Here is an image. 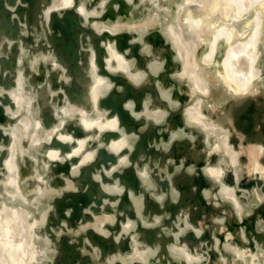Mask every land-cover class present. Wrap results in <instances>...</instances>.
Returning a JSON list of instances; mask_svg holds the SVG:
<instances>
[{"label":"bare ground","instance_id":"bare-ground-1","mask_svg":"<svg viewBox=\"0 0 264 264\" xmlns=\"http://www.w3.org/2000/svg\"><path fill=\"white\" fill-rule=\"evenodd\" d=\"M76 1L0 0V144L5 136L11 134V144L13 147L15 146L16 133L14 134V131L17 130L18 123L11 125L10 122L13 116L28 105V96L22 90V80L25 72L22 61V54L25 51L22 52V45L28 40L29 32L32 31L33 27H39L38 29L44 32L45 39L47 38L44 48L46 47L47 52H49L47 54L52 56L50 65H47L49 66L47 75L50 80L51 77L58 78L60 76L55 83V90L61 93V96L58 97L61 104L54 106L55 108L49 104L42 105L40 109L35 106L39 109V120L44 127L42 131L44 132L42 137L44 154L42 155L43 163L41 162L42 168L40 167L39 177L40 200L37 204L39 206L37 212L41 213L39 215L40 217L42 215V219H40L41 221L38 220L40 223L37 226L39 235L33 232L36 234L33 237L35 236L37 239V246L33 247L34 252L32 251V254L29 253V255H32L31 261L33 264H71L67 256H71L76 248L78 250L79 246H76L79 245L77 239L81 237L78 235L81 229L77 231L74 237L70 235L72 238L67 236L69 233L61 232L63 227L54 237L48 234L46 223L51 216L50 210L52 212L56 211V216H62L61 218L64 221H69L68 223H73L76 219L78 224L76 222L75 224L80 225V228L85 230L83 227H89L87 221L88 218H91V215L86 213L84 209H87L88 204L91 202L94 204L91 205L92 209H100L104 212L101 217H94L95 222L106 223L105 226L108 229L107 231L100 230L97 222L96 226L93 222L94 230H87L85 227L87 230H85V235L88 236L86 240L90 236L93 237V243L91 242L92 246H95L93 252L95 248L98 250L94 254L99 251L114 254L110 250V244L113 242L116 247L125 249L127 242H129L128 236L125 237L126 232L131 226V218L136 211H139V207L151 217H154V213L157 216L159 215L156 200L149 199L146 192L136 185L138 175L144 181H147L145 177L148 166L151 167L153 177L156 180L159 177L156 174L162 175L163 170H167L168 180L165 181L162 190L171 188L174 202H165L163 208L170 209L171 214L177 213L179 220H181L184 213H189L192 217L203 214L204 209L201 204L210 195L209 188L206 186L207 178L205 174H211L213 177L219 178L224 175L227 168H224V170L217 165L201 169L199 163L203 158L198 155L202 151L191 152L192 138L178 130L179 124L184 119L189 124L197 125L204 131L206 142H208V136L212 133V130L215 135L212 134L222 143L228 153L232 155L233 151L235 153L236 150L238 155L243 158L244 166H242L245 168L247 175L262 171L260 178L264 175L262 161L264 156V124L257 119L256 107L254 102L248 98L249 95L247 98L242 96L248 88L249 80L254 73L253 70L256 69V43L262 30L259 24V22L261 23V20L259 21L261 17L259 18L257 5L261 0H165L166 6L168 7L171 4V7L167 9L165 6L167 13L164 12L165 14L162 15L164 19L161 20L163 22L158 23V28H150L157 23L149 22L151 19L142 21V17L140 21L138 16L147 11L146 7L149 8V4L160 8L163 0H147L149 4L144 2L143 4L142 0H99L97 6L92 9H88L82 1L75 7ZM19 3L24 4V6L21 5V8L17 9L16 5ZM9 6L14 7L9 8ZM7 8L11 10V13ZM212 8L215 9L214 15L216 16L222 12L228 13L230 16L228 18L232 21V24L224 26V24L208 22L205 17L206 11ZM152 12L153 15L154 12ZM210 13H212V10ZM154 14L156 15V12ZM158 14L160 15V13ZM90 16L94 18V21L88 24L87 19ZM225 17L227 18V15ZM152 20L154 21V19ZM21 22L26 24L28 35L23 37L18 48L12 40L17 36ZM129 31L131 35L126 33ZM204 36H210L207 52L217 50L219 43L224 45L223 53L220 54L221 64H219L225 84L227 83V92L230 98L226 103V114L227 123L232 127L231 133L225 131L221 125L222 123L209 124L208 122L215 121H207L205 118L206 122L202 117L203 112L201 115V111L198 112V109L192 103L178 111L171 110L173 105L178 104L187 95L170 79L174 60L175 67L179 66L180 68L177 75L188 79L191 85L190 88H192L191 91L194 88L201 89L198 69L194 66H199L198 62L202 53L200 48L203 46L201 42H203ZM138 45H141V48L144 49L141 53L144 56L136 52ZM205 57L203 63L207 64V62H204ZM149 59L151 61H148ZM251 84L253 85V83ZM145 89L152 91V96L147 97L146 101L142 96V91ZM248 91L250 92V87L246 93ZM57 92H54V95ZM196 93H199V91ZM33 94H35V91ZM235 95L237 98H235ZM250 97L252 98V95ZM13 102H15V105L14 108H11L10 104ZM155 104L162 107H155ZM202 105L201 107H203ZM74 110H76V114L79 111L81 113H78L76 117ZM140 110H144L143 117L149 116L152 123L148 124L143 119ZM166 112L168 116L170 114L173 117L174 132L170 137V142L161 146L166 132L170 131L168 120L165 124L160 125ZM108 114L114 117L109 118ZM158 129H161L165 134L157 137ZM92 139V143L89 142ZM236 139H238L237 143L235 142ZM154 141L158 142L155 148L152 145ZM198 141L200 140L198 139ZM218 141L216 140V143ZM203 142L201 141L202 145ZM87 143H90L93 149L82 155L81 153ZM8 149L6 148V150ZM6 150L0 145V172L4 169L2 165L5 164L4 154ZM204 152L207 153L206 149ZM182 154H186V157H190V159L193 158L194 163L189 162L181 167L175 166L174 162L179 160ZM141 162L146 163V166L144 165V170L138 174L136 165L141 164ZM236 163L233 165L231 162V165L235 166ZM114 164L115 166L111 167ZM18 167L15 163L14 173L17 177L19 175ZM109 167L111 168L108 169ZM171 167L172 171L168 172ZM106 169L108 171H105ZM179 175L181 176L179 177ZM237 180L240 181L235 176V170L234 173L229 170L225 174V180L216 188L221 197L223 196L228 199L227 201L232 202L231 204L236 213L240 210L239 206L241 208L240 194L243 193L239 192V186L237 187L239 181ZM56 184H59L60 187L55 188ZM129 185L134 189H129L127 187ZM136 189L140 192L139 195H134ZM259 192L256 194L258 196L260 194V197H262L261 192ZM216 199L218 201V197L213 194L212 201L215 202ZM261 201H263L262 198ZM193 206H196L195 209ZM63 209L66 212L62 213ZM215 210H218L216 206L214 210L208 212L207 218L202 217L204 219L199 220V226L214 215ZM251 211L249 212L251 213ZM249 212L247 214L250 215ZM85 222L87 224L81 227V223ZM166 222L170 224L171 228H174V233L178 232L177 240L180 232L184 231V227L188 225L187 221L184 220L181 223V228L176 231L171 220H166ZM239 222H241V218L238 220L231 218L228 226L234 228L235 224H239ZM250 223L247 220L242 227H250ZM199 228L202 229V227ZM204 231L196 229L194 235L192 233L184 234V239L187 240L184 245L190 247V249L195 247L197 241L204 236ZM158 233H160L159 230L146 228V234L141 237H143L146 245L151 247L157 243L160 244L162 234L158 235ZM108 235L112 238L111 242L108 241ZM194 236H197L196 239ZM243 238H246L247 241L245 235ZM23 239L25 238L19 235V241L15 243L10 251L9 257H11L13 264H22L20 258L22 256L24 258V253L27 251L24 247L26 240ZM217 244L218 242L215 247L216 251ZM156 249L152 250L150 248L148 249L149 252L146 251L152 254ZM236 249L238 248L236 247ZM185 250L187 251V249ZM259 250L261 251V248ZM146 251L144 250V252ZM247 253L249 254V252ZM76 254L78 255H76L75 261L73 260L74 264L90 263L88 258L90 259L92 254L87 250L79 248V253ZM115 254L117 253L115 252ZM187 254L190 257L192 256L189 253L185 255ZM201 256L202 253L198 260L197 256L194 257L197 260L196 262L200 261ZM119 258L120 253L113 255L110 260L111 264H125ZM123 258L124 256L122 260H124ZM191 259L186 258V260H190V264H194L195 262L192 263L194 261L193 257ZM202 259L204 258L202 257ZM107 260L109 262V256ZM163 264L184 263L181 261L180 263H174L171 258Z\"/></svg>","mask_w":264,"mask_h":264},{"label":"rangeland","instance_id":"rangeland-1","mask_svg":"<svg viewBox=\"0 0 264 264\" xmlns=\"http://www.w3.org/2000/svg\"><path fill=\"white\" fill-rule=\"evenodd\" d=\"M80 1L84 2L85 6L88 9H92V8L96 7L98 2H99V0H93L91 2L89 0H77L75 2L74 6L76 7V5ZM263 1L264 0H261V2L258 3V5H257V11L260 14L259 18L261 17V19H259V21L261 20V23L259 22V24H260V28L262 27V30L260 29L261 30L259 33L260 35H259V38H258L257 43H256V53H257L256 59H255L257 61V62L255 61V66H256L255 68L256 69L253 70L254 76L252 75V77L249 80L250 82L248 84L247 90H249V87H250V92L248 91V93H246L247 90L245 89L246 91L243 93L244 95L242 94V96L244 98H247L249 95L248 98H250L255 104L257 115H258L257 119L259 120V122H262L264 124V7H263L264 3H263ZM141 2L149 4V2L147 0H142ZM21 5L24 6V4L19 3L18 5H16V8L17 9L21 8ZM165 6H166L165 0H163L162 6L160 8L153 7L152 4H149L150 10H148L149 8L146 7L147 11L144 12L143 14H140L138 16V18L140 19L142 17V21L143 20L149 21L151 19L149 22H153V24H156V23L157 24L153 27H150V28H158L159 24L161 22H163L161 20L164 19V17L162 15L165 14L164 12L167 13ZM13 7L14 6H9V8H13ZM170 7H171V4L168 5L167 9H169ZM152 8L154 11L152 10ZM211 10H212V13H210ZM8 11H9V13H11V10L8 9ZM152 11L154 13L156 12L158 21H157L156 15ZM151 12L153 13V15L151 14ZM206 12H207V14L205 15V17L207 18V21L210 23H213V24L214 23H216V24L220 23V24H224V26H227L228 24H232V21H230V19H229L230 16L228 13L225 14L224 12H222L221 14H218L216 16V15H214L215 9H213V8L207 10ZM158 13H160V15ZM222 14H224V15L222 16ZM210 15H211V17H210ZM225 15H227V18L226 17L224 18ZM144 18H146V19H144ZM152 19H154V21ZM159 19H160V22H159ZM225 19L228 21L226 22ZM93 21H94V18L92 16H90L87 19V22H89L88 24L92 23ZM140 21H141V19H140ZM224 21L226 24L224 23ZM121 23H123V22L121 21ZM38 28L33 27L32 31L30 30L28 40L26 42H24V44L22 45V52L25 51L22 54V61L24 63V68H25L24 77L22 80V90L25 93V95L28 96L27 97L28 105L25 107L26 109L23 107V109H21L20 112H18L15 116H13L11 119V122H10L11 125H14L16 123H18V125H20V126L17 125V127H16L17 130L14 131V134L16 133L15 138H14L15 139V146L13 147V145L11 144V140H12V139H10L11 136H9L5 142H2L0 144L1 146H3V148H5V150H6V148L7 149L10 148V149L6 150V152L4 154L6 165L5 164L2 165V168H4V169H3V171L0 172V245H1L0 246V264H4V263L5 264H11V263L13 264L11 257H9L10 256L9 254H10V251L12 250L13 246L15 245V243L19 241L18 240L19 235H21L22 237L25 238V239H23V240H26L24 247H25V250H27L24 253V258H23V256H22V258H20V262L22 264H25V263L30 264V262H31V264H33L31 261L32 260L31 254L34 252L33 247L37 246V239L35 236L33 237V235H36V234L39 235V230H38L37 226H38V224L40 225V223L38 220L42 219L41 218L42 215H41V217L39 215L41 213L37 212V208L39 207V206H37V204L40 200V196H39L40 195V193H39L40 180H39V177H40L41 168H42L41 162L43 163V159H42L43 156L42 155L44 154V150L42 149L43 148L42 137L44 136V132H42V131L44 130V127L39 120L38 114H39V109L44 104H49L53 108H55L56 105L61 104L59 101V98H58L61 96V93L57 92L55 90L56 89L55 83H56L57 79L60 78V76L58 78L51 77V80H50V77L47 75L48 70H49V66H47V65H50L51 60H52V58H51L52 56H51V54L50 55L47 54L49 52H47L46 47L44 48V44H45V41H47V38L45 39L44 32ZM209 29H211V27H209ZM209 31L211 32V30H209ZM122 33H124V32H122ZM122 33H119V34H122ZM126 33L130 34V31L126 32ZM26 35H28V32L26 30V24L21 22L20 23V30L18 33V38L17 37L15 38V42H16L17 46L21 45L22 39ZM209 35H211V34H209ZM260 36H261V38H260ZM203 39H202L203 42H201V44L203 46L200 48V49H202V53L200 54L201 57H200L199 62H198L199 66L198 65L194 66L195 68L198 69V73H199L198 76H199L200 81H201V89L194 88L193 91H191L192 88H190L191 85H190L188 79L186 77L182 78L180 75H177L180 68H179V66L175 67V60H174V63H172L173 67H172V73L170 74V79L174 84H176L178 87H180V90L185 91L187 93V95L185 94L186 96L183 97V100L180 101L178 104L173 105L171 107V110L172 111H178V110L186 107V105L192 103V104H194V106H196V108L198 109V112L201 111L200 114L203 112V114L205 116L202 114L201 115H202L204 120L206 118L207 121H210V120L215 121L212 123L208 122L209 124L222 123L221 125L223 126L225 131L227 130L228 131L227 133H231L232 127L230 126L229 123H227L228 121H227V114H226V106H227L226 103H228L230 98H229V94L227 92V90H228L227 89V83L225 84L224 78L220 72V67H221L220 66V64H221L220 63L221 62L220 54L223 53V46L224 45H223V43L222 44L219 43L217 45V50H214V52H207L208 51V40L210 39V36H204ZM129 40H131V39H129ZM12 41L14 43V39ZM204 41H207V42H204ZM258 43H260V44H258ZM257 45H259V46H257ZM257 48H259V49L257 50ZM86 51H89V50H86ZM143 51H144V49L140 47L139 55L144 56L141 54ZM205 51L207 54L204 53ZM47 55H49V56H47ZM259 55H260V57H259ZM41 56H43L42 59H41ZM204 57H205L204 62H207L208 66H206L207 65L206 63H205L206 65L203 63ZM213 58H214V60H212ZM39 59H40V61H39ZM201 60H202V62H201ZM148 61H151V60L149 59ZM36 62H37V64H36ZM44 62H45V64H43ZM35 65H37L38 67ZM36 69H38V70H36ZM46 77H47V79H46ZM48 77H49V80H48ZM252 80H254V81L252 82ZM251 83H253V85ZM38 84H40V85H38ZM48 84H49V86H48ZM186 84L189 86H187ZM204 84H206V85H204ZM32 87H33V90H32ZM34 91H35L36 95L33 94ZM50 91L52 92V94H50L51 93ZM198 91H199V93H196ZM54 92H57L56 93L57 96L54 95L55 94ZM189 92L191 95L189 94ZM193 92H195V93H193ZM200 93H204V94H200ZM182 94H183V92H182ZM33 95H35V96H33ZM195 95H196V97H194ZM250 95H252L253 99L250 97ZM147 97H148V95H146L144 97V101L147 100L146 99ZM34 98H36V99H34ZM235 98H237L236 95H235ZM34 101H38V102H34ZM201 105L203 107H201ZM35 106L38 107L39 109L36 108ZM155 107H162V106L155 104ZM143 111L140 113L142 114ZM78 113L80 114L81 111L77 112V114H76V110H74V115L76 117H77ZM87 113H88V111H87ZM143 116L144 115L142 114V117ZM167 116H168V114L166 112L165 115L163 116V118L161 119L160 125L165 124L166 121L168 120V123L170 125V127H169L170 131L166 132V136H165L164 140L162 141L161 146H162V144L164 146L165 144H168L170 142V137L172 136V134L174 132L173 131L174 130L173 129L174 128L173 117L170 114H169L168 118H167ZM108 117L112 118L114 116H110L108 114ZM222 117H224L226 120ZM143 119H146V122L148 124L152 123V119L150 117L146 116V117H143ZM217 121H219V122H217ZM178 130H179V132L182 131L183 134H186L188 137L192 138V142H191L192 145H191V149H190L191 152L192 151H200V150L202 151L198 155V156H201L203 158L201 160V163H199L201 169L214 167L217 165L221 166L223 169L227 168V171L224 172V175L220 176L219 178H215L211 174H207V173L205 174L207 177V185L206 186H208V188H209L210 195L208 196L209 198L201 204V206L204 209L203 214H199V215L192 217L191 214L189 215V213H184L183 217H181V220H179L177 213L171 214L170 209L163 208L165 202H170V203L174 202L173 190H171V188H167L165 190H162V186H164L165 181L168 180L167 173H166L167 170L164 169L162 175L156 174L159 176L158 179L156 180L153 177L154 174H153L152 170L150 169L151 167L148 166L147 167L148 169L146 172V177H145L147 181H144L138 175L136 185H137V187H141L142 190L146 192L149 199H151L153 201L156 200L155 202H157V208L159 209L158 210V212H159L158 216L159 217L155 213H154V217H151L148 213H145L139 207V211H136L134 216L130 220L131 226H129L128 232H126L127 234L125 236L126 238L128 236L129 242H127L126 247L124 246L125 249L116 247L115 243L113 242L110 244L111 245L110 250L113 251L114 254L113 253H107L106 254L107 251H105V252L99 251L98 253H96L97 255L94 254L95 251H98V250L95 248V251L93 252L94 247H95V246H92V244H91L93 237L90 236L89 238H87L88 240H86V237H88V236L85 235L86 234L85 230H86V228H87V230H94V227L98 223L97 221H96L97 223L95 222L94 217H99V216L101 217L102 215H104L103 214L104 212L100 209L98 211L93 210L91 208V205H94L93 202L88 204L87 209H84V211L86 213H89L91 215V218H88L89 219L87 221L88 224H87V222L81 223L82 224L81 227L83 225H86V224L89 226V227L84 226L83 228L85 230H82V228H80V225L75 224V222L76 223L78 222L76 219H75V222L68 223L69 221H64V219L61 218L62 216L61 217H60V215L56 216V211L52 212V210H50L51 216L49 217V221H47V223H46L47 233L53 235V237H54V235L55 234L57 235L58 232H60L61 228L63 227L64 231L61 230L62 233L63 232L69 233L67 236L70 237V235H71L74 237V235L77 233V231L81 229V231L78 234L81 237H80V239H77V241H79V245H77L76 247L79 246L80 249L87 250L88 252H90L92 254V255H90L91 256L90 259L88 258V260L90 261L89 264H100L101 262H102V264H104V263L105 264H111V262H110L111 257L113 255H117L119 253H120L119 259H121V261L124 262L125 264H163L171 258H172V261L174 263H180V261H181L184 264H188L190 260H186V258L191 259L193 257V259H194V257L197 256L196 258L198 260L201 253H202V256H201V259H199L200 261L196 262L197 260L194 259V261L192 263L195 262L194 264H264V260H263L264 259L263 258V256H264V253H263L264 252V229H263V226H264V195H263L264 194V180H263L264 175L261 174L263 176H261V178H260V173H263V171L259 172V173L256 172L255 174L251 173L250 175H247L245 172V168L243 167L244 163H243L242 156L238 155V152L236 150H235V153L233 151V153H232L233 156L231 155V153H228V151L226 150V148H224L222 143L220 141H218V139L215 138V136H214L215 133L212 130H211V132L214 133V135L212 133L209 134L208 142H206V140H205L206 135H205L204 131H202L199 127H197V125L189 124L185 119L182 121V123L179 124ZM185 131H187V132H185ZM209 133H210V131H209ZM163 134H165V133L163 131H161V129L157 130V133H156L157 137H159L160 135H163ZM198 139L200 141H198ZM213 139H215L214 142H213ZM216 140L218 141L217 143H216ZM237 140L238 139H236V141H235L236 143H237ZM92 141H93V139L90 140L89 142L92 143ZM201 141H204L203 145L201 144ZM230 141H231V139H230ZM16 143H17V145H16ZM152 145L155 148L158 145V142L154 141ZM204 147L206 149V152L209 153L210 155L204 152V150H205ZM263 147H264V139H263ZM84 148L85 149L81 153L82 155H84V153H86L90 149H93V146L90 145V143H87V144H85ZM172 154H174V153H172ZM205 154H206V156H205ZM171 155H170V157H171ZM230 155H231V157H230ZM21 161H23V162H21ZM230 161L233 163V165L236 162L238 164L236 163L235 166H233V165H231ZM262 161H263V165H264V156H263ZM189 162L194 163V159L193 158L190 159V157H186V154L185 155L182 154L181 158H179V160L175 161L174 164H175V166L181 167L182 165H187ZM15 163L17 164V167L19 166L18 167V169H19L18 177L15 176V173H14V170H15L14 164ZM144 165L146 166V163H144V162H141V164L136 165V170L138 171V174L144 170ZM114 166H115V164L111 167H114ZM175 166H173V167H175ZM111 167H109L108 169H110ZM108 169H106L105 171H108ZM241 169H242V171H241ZM229 170H231L232 173H234V170H235L236 178L240 179V181L237 180L240 182V183L237 182V187L239 186L238 189H239L240 193L243 192L242 194H240V201H241L240 205H241L242 211H241V208L239 206V209H240L239 210L240 212L238 211L239 214L236 213L235 209L233 208V205L231 204L232 202L227 201L228 199L223 197V196H222L223 197L222 198L220 193L216 189L225 180V174ZM237 170H238V172H237ZM170 171H172V167H171V169L168 170V172H170ZM12 175H14V176L12 177ZM254 176H256L255 179H254ZM19 177H20V179H19ZM18 182L21 185H19ZM59 187H60L59 184L55 185V188H59ZM127 187L129 189H134L130 185ZM51 188H54V187H51ZM253 189L256 190V193H258V191H260L262 197H260V194L258 196L255 193V190H253ZM245 190H247V191H245ZM139 194H140V192L137 189L134 190V195H139ZM213 194H215V196L218 197V201L216 199L217 203H216V201L215 202L212 201V195ZM11 197H13L14 199L13 198L11 199ZM261 198L263 199V201H261ZM223 200H225V201H223ZM260 201H261V203L259 204ZM245 204H247V205H245ZM215 206L218 209V210H215L216 213L214 215H212L211 217H209L207 220H205L203 222V224H200V226H199V224H198L199 220L201 221L202 219L207 218L208 212L210 210H214ZM195 207L196 206H193L194 209H195ZM193 208H191V209H193ZM248 210L249 211L252 210L251 213ZM254 210H256V211H254ZM247 211L250 213V215L247 214L248 213ZM64 212H66V211L63 209L62 213H64ZM54 215H55V217H54ZM156 217H158V218H156ZM202 217H204V218H202ZM231 218L232 219L234 218L237 220L239 218H241V222H239V224H235L234 228H229L228 222ZM53 219H54V223H53ZM245 219L249 220V223L251 222L249 225L250 227H248V226H246L247 228L242 227V225L247 222V220L245 221ZM166 220H171L173 227H175L176 231H178V229L181 228V223L184 220L187 221L188 225L186 227H184L185 228L184 231L180 232V236L178 237L179 238L178 240L176 239L178 232L174 233V228H171L170 224L167 223ZM89 222H90L91 226L89 225ZM93 222H95V224H94L95 226H92ZM220 222H222L223 224ZM105 224L106 223H104V224L98 223L99 229L107 231L108 229L105 226ZM199 227H202V229ZM146 228L160 231V233H158V235L162 234L160 244L157 243L151 247H148V245H146L145 241H143L144 240L143 237H141L142 235L144 236L146 234ZM196 229L205 230L204 231L205 237L203 236L202 239L200 238L197 241V244L195 245V247L190 249V247L184 245V242L187 241L184 239V234H188V233L191 234L192 233L194 235ZM33 232L36 234H34ZM220 232H222V233H220ZM228 234H230V235H228ZM244 235H245V237H247V241H246V238H243ZM108 237H109L108 241L111 242L112 241L111 236L108 235ZM180 237H182V238H180ZM196 237L197 236H194L195 239H196ZM70 238H72V237H70ZM77 238H79V237H77ZM86 241H90V242H86ZM217 242H218V244H217V251H216L215 247H216ZM250 242H251V244H250ZM26 244H28V246H26ZM173 245L174 246L176 245L175 247L177 249ZM170 246H171V248H170ZM234 246H235V248H234ZM239 246H240V248H239ZM210 247H211V249H210ZM236 247L238 249H236ZM79 248H78V250L76 248L74 250V252H72L71 256H67L68 259L70 260L71 264L77 258L76 255H78V254H76V253H79ZM150 248L152 250L156 249V248L157 249L154 250L155 253L153 252L152 254H150V253H148L149 252L148 249H150ZM158 248H159V250H158ZM181 248H183L184 250H182ZM260 248H261L263 256L261 255V251L259 250ZM185 249H187L188 252ZM144 250L145 251L147 250L148 252L147 251L144 252ZM183 251L191 254L192 256L190 257V255H188V254L185 255L186 253L185 252L183 253ZM115 252L117 254H115ZM243 252H244V254H243ZM247 252H249V254ZM250 252L252 253L251 255H250ZM29 253H31V254L29 255ZM259 253L261 256L259 255ZM148 254L151 256H149ZM99 255H101V256L99 257ZM110 255H111V257H110ZM108 256H109V262L107 260ZM123 256H124V258H123L124 260H122ZM97 257H99V258H97ZM202 257L204 259H202ZM205 257H206V259H205ZM91 258H93L94 260ZM145 258H147V259H145ZM157 258H159V259H157ZM180 258H182V259H180ZM23 259L25 260V262ZM106 260H107V262H106ZM191 261H192V259H191Z\"/></svg>","mask_w":264,"mask_h":264},{"label":"water","instance_id":"water-1","mask_svg":"<svg viewBox=\"0 0 264 264\" xmlns=\"http://www.w3.org/2000/svg\"><path fill=\"white\" fill-rule=\"evenodd\" d=\"M113 20H115V19H113ZM118 20V19H117ZM19 30H20V27H19ZM19 33V32H18ZM17 36H18V34H17ZM16 36V37H17ZM15 37V38H16ZM15 38H14V43L16 44V42H15ZM23 40V39H22ZM17 45V44H16ZM18 48H19V46H17ZM140 47H141V45H138L137 47H136V52L137 53H140L139 52V49H140ZM16 48V47H15ZM122 74V73H121ZM123 75V74H122ZM146 95H148V97L149 96H152V91H150V89H145V90H143L142 91V96H143V98L146 96ZM14 105H15V102H13V103H11L10 104V107L11 108H14ZM140 111H142V110H140ZM149 117V116H148ZM146 120V119H145ZM10 135H7V136H5V138H4V140H2L1 142H5L6 140H7V138L9 137ZM181 175H179V177H180ZM207 178V177H206ZM170 203V202H169ZM93 210H95V211H98L99 209H93Z\"/></svg>","mask_w":264,"mask_h":264}]
</instances>
